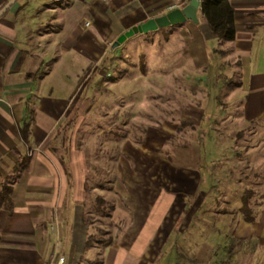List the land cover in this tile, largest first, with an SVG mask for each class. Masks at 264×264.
<instances>
[{
  "label": "crops",
  "instance_id": "0c3cea01",
  "mask_svg": "<svg viewBox=\"0 0 264 264\" xmlns=\"http://www.w3.org/2000/svg\"><path fill=\"white\" fill-rule=\"evenodd\" d=\"M6 1L0 0V9ZM189 2L16 0L0 16V186L10 183L13 191L0 208V264H45L53 252L64 255L65 264H178L176 259L157 260L167 244H177L190 228L183 222L195 216L188 205L192 194L181 193L184 205L171 219L164 218L169 208H129L130 194L115 188L130 180L129 134L124 128L104 129L92 110L98 109L93 104L102 87L107 94L101 96V110L106 109L102 112L108 124L113 126L114 115L123 117L129 108L109 95L115 86H126L131 72L123 53L112 47L113 39L132 25ZM230 2L236 25L232 41L220 42L200 10L197 21L157 29L167 27L168 52L183 57L171 68L169 87L187 92L175 96L187 105L181 108L183 116L192 119L195 108L201 110L194 117L195 132H204L202 117L213 97L216 106L207 117L216 118L223 88L239 104L238 117L264 121V0ZM86 20L90 23L84 27ZM176 28L178 43L170 39ZM168 79L155 78L159 87ZM194 86L205 95H198ZM261 143L250 149L262 148L254 153L257 157L252 155L254 166L264 162V138ZM259 176L255 172L251 182L264 183ZM191 178L181 181L187 184ZM262 207L260 218L253 212L252 221L243 213L221 218V247L229 252L221 262L233 264L232 255L250 235L257 234L262 242ZM55 212L60 219L57 237L49 229ZM234 212L222 209L224 216ZM247 258L238 264H247Z\"/></svg>",
  "mask_w": 264,
  "mask_h": 264
},
{
  "label": "rangeland",
  "instance_id": "374dc122",
  "mask_svg": "<svg viewBox=\"0 0 264 264\" xmlns=\"http://www.w3.org/2000/svg\"><path fill=\"white\" fill-rule=\"evenodd\" d=\"M166 28L140 32L127 37L122 44L115 47L128 60L126 68H131V74L125 80L126 86H115L109 94L117 99L116 102L120 99L125 106L129 105L124 119L121 114L116 113L113 126L106 121L105 113L102 112H106V109L101 110V107H105L101 96L106 97L107 94L103 87L98 90L101 95L98 102L93 104L98 109L92 111H95L94 118H99L97 121L103 124L104 129L124 128L129 134L131 148L127 159L132 164L130 180L126 184L115 186L116 189L130 194L129 208H169L168 216L165 215L164 218L171 219L184 205L181 193L187 190L193 196L188 200V205L196 211L195 216L184 217L183 222L190 223V228L184 236H180L177 244H167L157 261L171 263L176 259L178 264H226L221 262V259L224 260L229 255L221 247L225 240L221 218L231 220L235 214L243 213L238 208L242 202L241 195L246 189H251L255 195L251 196L250 203L253 212L259 218L262 213L264 195L261 193L264 183L257 185L251 182L255 172H258L259 177L264 176V162L254 166L255 162L251 160L252 155L256 156L262 148L259 147L256 152H250V149L262 144L264 121L252 122L238 117L236 114L240 109L237 108L239 104L231 99L230 90L223 88L217 98L220 111L216 118L207 117L211 108L216 106L213 97L207 103L208 114L202 117L204 123L201 126L204 132L200 129L195 132L198 119L194 117L199 116L201 110L195 108L192 119L183 116L184 110L181 111V108L187 105L176 101L175 96L185 95L187 92L182 88L169 87L172 82L168 79L172 73L171 68L177 65L178 62L175 61L183 57L176 59L168 52L171 45L168 43ZM178 33L179 28H176L171 41L178 43ZM110 46L109 44L108 48ZM109 62L110 59L105 58L103 63ZM157 76L168 79L163 80L162 87L155 80ZM193 89L201 97L205 95L200 87L194 86ZM94 120L92 122H96ZM124 122L125 127L122 126ZM252 131L263 132V135L252 137ZM137 140L145 141L137 143ZM170 160L173 164L169 163ZM184 177L192 178L190 182L183 184L181 179ZM115 201L117 202L116 199ZM222 209L233 212L238 210L224 216ZM156 216L153 215L152 218L156 219ZM262 219L264 216L260 220ZM262 234L263 240L260 243L257 242V234L246 237L247 242L232 255L233 264H238L243 257H248L247 264H264V232Z\"/></svg>",
  "mask_w": 264,
  "mask_h": 264
},
{
  "label": "trees",
  "instance_id": "16d2710c",
  "mask_svg": "<svg viewBox=\"0 0 264 264\" xmlns=\"http://www.w3.org/2000/svg\"><path fill=\"white\" fill-rule=\"evenodd\" d=\"M200 12L206 18L207 24L210 25L213 33L220 42L232 41V39H235V14L230 0H201ZM144 141L145 140L140 142V140H137L136 142L143 143ZM12 192L10 183H5L0 186V208L9 203ZM252 194L253 191L251 189H246L242 194V202L239 207L244 213L243 216L247 221H252L254 218L253 208L250 207ZM238 242L242 244L245 240L239 239Z\"/></svg>",
  "mask_w": 264,
  "mask_h": 264
},
{
  "label": "water",
  "instance_id": "95a60500",
  "mask_svg": "<svg viewBox=\"0 0 264 264\" xmlns=\"http://www.w3.org/2000/svg\"><path fill=\"white\" fill-rule=\"evenodd\" d=\"M15 1L16 0H7L0 9V16L5 13ZM200 6L201 0H190V2L186 6H183L181 8L178 6L176 8L169 9L160 16H153L152 18L143 21L142 23L139 22V24L132 25L131 27H129V29H126L125 32L113 39L112 47L114 48V46H119L127 39V37L138 34L140 32L146 33L152 31L153 29L157 30L158 28L183 22L185 20L193 19V21H197V10H200Z\"/></svg>",
  "mask_w": 264,
  "mask_h": 264
},
{
  "label": "built area",
  "instance_id": "2783aa9c",
  "mask_svg": "<svg viewBox=\"0 0 264 264\" xmlns=\"http://www.w3.org/2000/svg\"><path fill=\"white\" fill-rule=\"evenodd\" d=\"M170 9H173L172 7H170ZM169 10V9H168ZM90 21L86 20L85 23H83V26L86 27L87 25H89ZM53 219L52 222L49 225V229L51 234L55 235V237H57L59 235V229H58V221H60L58 214L55 212L53 214ZM55 253L53 252L51 254V258L49 259V261H46L45 264H65L66 261V257L64 255H59L58 257L56 255H54Z\"/></svg>",
  "mask_w": 264,
  "mask_h": 264
}]
</instances>
